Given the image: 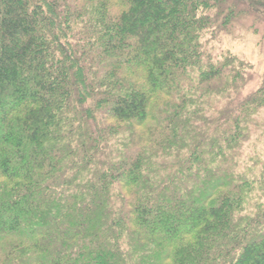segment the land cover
<instances>
[{"label":"trees","instance_id":"16d2710c","mask_svg":"<svg viewBox=\"0 0 264 264\" xmlns=\"http://www.w3.org/2000/svg\"><path fill=\"white\" fill-rule=\"evenodd\" d=\"M247 32L264 0H0V264H264V70L208 47Z\"/></svg>","mask_w":264,"mask_h":264},{"label":"rangeland","instance_id":"374dc122","mask_svg":"<svg viewBox=\"0 0 264 264\" xmlns=\"http://www.w3.org/2000/svg\"><path fill=\"white\" fill-rule=\"evenodd\" d=\"M258 40L257 34L251 32L243 33L239 37L222 35L219 40L212 41L208 47L213 49L215 53L229 50L244 58L254 66L257 75H259L264 70V43H259ZM258 83L259 80H254L250 88L257 87ZM262 134V136L255 134L249 139L250 142L248 144L246 143L244 147L246 152L250 146H253L260 153L261 157L264 158V132ZM253 147L249 149L254 151Z\"/></svg>","mask_w":264,"mask_h":264}]
</instances>
